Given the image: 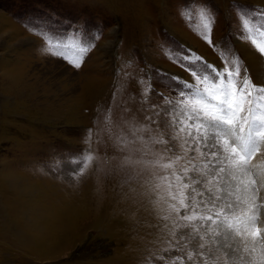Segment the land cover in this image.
Here are the masks:
<instances>
[{"label":"rangeland","instance_id":"rangeland-1","mask_svg":"<svg viewBox=\"0 0 264 264\" xmlns=\"http://www.w3.org/2000/svg\"><path fill=\"white\" fill-rule=\"evenodd\" d=\"M199 8L211 16L207 33ZM241 11L258 17L264 0H0V264H164L155 257L196 248L192 240L183 252L162 251L177 247L171 219L162 218L165 201L174 203L168 181L153 178L165 171L126 157L180 152L164 115L163 97L182 87L171 77L192 83V66L223 69L222 52L246 66L243 49L258 55L243 38ZM41 33L94 47L76 68L49 54ZM252 78L264 83V73ZM134 125L152 129L137 133L145 140L163 132L169 143L130 152L141 145L117 140L131 139ZM85 151L92 159L73 177ZM251 163L264 168V150Z\"/></svg>","mask_w":264,"mask_h":264},{"label":"snow or ice","instance_id":"snow-or-ice-1","mask_svg":"<svg viewBox=\"0 0 264 264\" xmlns=\"http://www.w3.org/2000/svg\"><path fill=\"white\" fill-rule=\"evenodd\" d=\"M196 16L199 27L209 32L211 16L208 11L199 8ZM240 18L243 38L250 41L258 53L259 71L264 73V13L255 17L241 11ZM41 35L46 39L49 54L76 68L81 66L83 55L94 47L92 43L78 40L66 45L46 33ZM204 38L211 43L207 34ZM221 56L225 62L223 69L212 65L188 68L192 83L171 77L182 87L174 89L175 97H163L167 105L164 115L172 129L169 139L180 141V152L168 147L163 152L153 153L154 159L148 162L126 157V163L145 164L165 171L163 176L153 172V178L168 181L167 196L174 203L165 201L166 209L163 210L167 214L162 218L171 219L170 232L177 247L168 242L169 247L162 251L183 252L192 240L197 241L196 248L183 255L171 258L157 255L155 258L164 264H184L185 259L192 264H264V224L260 219L264 208V198L260 196L264 189V168L251 163L264 150V83L253 82L249 68L238 54L222 52ZM149 90L150 85L142 95H147ZM147 119L152 120L151 117ZM145 131L152 132V129L134 125L130 128L132 138L118 137L117 142L124 148L141 145L129 148L130 152L145 151L149 144L169 143L159 128L156 130L159 136L150 135L147 140L137 135ZM189 151L194 155L185 159ZM91 159L90 153H82L74 161L80 167L72 173L73 177L82 174ZM189 172L195 175L189 176ZM161 187V183H156L153 190ZM163 199L159 196L155 203ZM171 213L176 214L174 219ZM181 228L190 230L176 237V230Z\"/></svg>","mask_w":264,"mask_h":264},{"label":"bare ground","instance_id":"bare-ground-1","mask_svg":"<svg viewBox=\"0 0 264 264\" xmlns=\"http://www.w3.org/2000/svg\"><path fill=\"white\" fill-rule=\"evenodd\" d=\"M241 49H242V47H241ZM242 53H243L244 60H245V62L247 64V67L251 71L252 77L255 78V76H258V75L262 77L263 73H261L259 71L260 58L258 57V55L253 53V52H251V51H249V50H246V49H243Z\"/></svg>","mask_w":264,"mask_h":264}]
</instances>
